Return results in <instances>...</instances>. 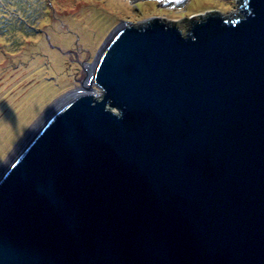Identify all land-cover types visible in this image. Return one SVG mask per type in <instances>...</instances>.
<instances>
[{"label":"water","instance_id":"95a60500","mask_svg":"<svg viewBox=\"0 0 264 264\" xmlns=\"http://www.w3.org/2000/svg\"><path fill=\"white\" fill-rule=\"evenodd\" d=\"M239 1L112 29L0 166V264H264V0Z\"/></svg>","mask_w":264,"mask_h":264},{"label":"rangeland","instance_id":"374dc122","mask_svg":"<svg viewBox=\"0 0 264 264\" xmlns=\"http://www.w3.org/2000/svg\"><path fill=\"white\" fill-rule=\"evenodd\" d=\"M239 4V0H0V92L4 90L0 94V120L11 100H18L25 90L44 81L43 78L48 83L57 78L54 93L30 119L22 122L19 134L9 148L4 149L0 166L40 114L80 85L83 68L92 64L97 51L117 25L124 22L141 25L150 18H160L176 26H187L192 18L206 12L233 17L238 13ZM94 10L105 14L108 22L101 37L92 41L93 35L85 33L94 34L96 30L90 18ZM64 35L71 37L67 45L58 39ZM53 52L64 57L61 68L55 66ZM23 53H29L27 60L22 59ZM36 55L42 56L44 74L41 78L34 75L23 78V65Z\"/></svg>","mask_w":264,"mask_h":264},{"label":"bare ground","instance_id":"6f19581e","mask_svg":"<svg viewBox=\"0 0 264 264\" xmlns=\"http://www.w3.org/2000/svg\"><path fill=\"white\" fill-rule=\"evenodd\" d=\"M90 18L94 22V25L92 26L96 30L93 31L94 34H92V32L86 31L85 35H93L91 37V40L95 41L96 38H98L99 36L101 37L102 33H104L108 18L105 14L98 10H94L93 12H91ZM58 39L61 40L64 44L66 43V45L71 41V37H68L66 35L59 36ZM57 53L58 54H55L53 52L52 57L55 61V66L61 68V65L64 63V57L61 55V53ZM22 56V59L27 60V58L29 57V53H23ZM42 65V56L36 55V57L32 61L28 62L27 65H23L25 67V69L21 71L23 78L27 77L28 75H34L35 78H41L44 74V68L42 67ZM53 78L54 77H52V79ZM43 80L44 81H40L36 86L25 90L24 95H20V98L18 100H11L8 108H6L4 118L0 120V159L3 156L4 149L6 148V151L9 148L14 137L21 131V128L23 126L21 125L22 122L30 119L31 116L42 106V104L45 103L44 101H46L48 97L52 93H54L57 86V78H54L51 83L46 82L44 78ZM64 82L65 81L62 80V83ZM3 91L4 90H2L0 94Z\"/></svg>","mask_w":264,"mask_h":264}]
</instances>
